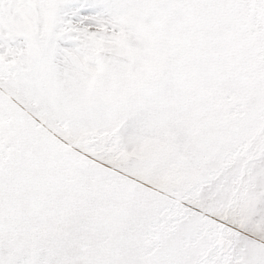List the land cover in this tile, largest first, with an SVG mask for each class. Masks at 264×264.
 Segmentation results:
<instances>
[{
	"label": "snow or ice",
	"instance_id": "1",
	"mask_svg": "<svg viewBox=\"0 0 264 264\" xmlns=\"http://www.w3.org/2000/svg\"><path fill=\"white\" fill-rule=\"evenodd\" d=\"M0 264H264V0H0Z\"/></svg>",
	"mask_w": 264,
	"mask_h": 264
}]
</instances>
